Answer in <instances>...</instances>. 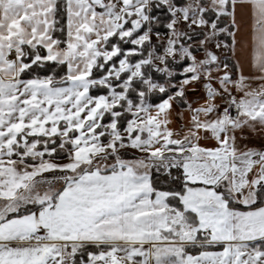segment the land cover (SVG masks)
I'll list each match as a JSON object with an SVG mask.
<instances>
[{"label": "snow or ice", "instance_id": "6c2138e0", "mask_svg": "<svg viewBox=\"0 0 264 264\" xmlns=\"http://www.w3.org/2000/svg\"><path fill=\"white\" fill-rule=\"evenodd\" d=\"M0 264H264V0H0Z\"/></svg>", "mask_w": 264, "mask_h": 264}, {"label": "rangeland", "instance_id": "374dc122", "mask_svg": "<svg viewBox=\"0 0 264 264\" xmlns=\"http://www.w3.org/2000/svg\"><path fill=\"white\" fill-rule=\"evenodd\" d=\"M200 102L202 103L203 101L201 100Z\"/></svg>", "mask_w": 264, "mask_h": 264}]
</instances>
